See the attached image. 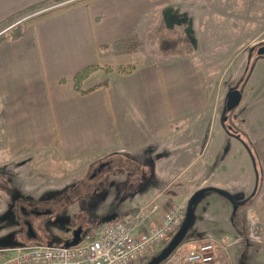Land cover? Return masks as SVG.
<instances>
[{
  "label": "crops",
  "instance_id": "1",
  "mask_svg": "<svg viewBox=\"0 0 264 264\" xmlns=\"http://www.w3.org/2000/svg\"><path fill=\"white\" fill-rule=\"evenodd\" d=\"M44 1L0 0V34L19 22L2 29L5 20ZM201 1L93 0L27 25L20 38L0 43V150L7 161L53 153L59 164L91 169L117 157L150 159L147 164L156 173L158 164L168 159L157 148L181 133L199 146L203 132L205 159L197 151L184 158L182 167L176 161L179 169L174 173L175 162L170 161L167 175L156 173V192L172 188L177 197L201 189L226 192L228 199L216 192L208 197L205 204L215 206L207 210L210 214L253 195L263 197L264 131L257 134V127L248 135L258 162H250L246 152L252 169L249 165L246 181L235 186L225 166L228 155L209 153V131L213 127L217 134L219 126L206 121L210 100L204 73L192 57L168 56L156 49V38L168 33L169 21L191 17L193 6ZM129 65L137 69L127 75L99 69L81 89L107 82L105 88L81 94L74 87L75 75L87 67ZM229 134L220 135L232 151L248 150L236 136L229 141L234 137ZM143 194L123 199L127 208L143 204ZM3 244L0 264L14 246Z\"/></svg>",
  "mask_w": 264,
  "mask_h": 264
},
{
  "label": "rangeland",
  "instance_id": "2",
  "mask_svg": "<svg viewBox=\"0 0 264 264\" xmlns=\"http://www.w3.org/2000/svg\"><path fill=\"white\" fill-rule=\"evenodd\" d=\"M169 23L168 33L156 38V49L168 56H190L204 73L210 100L206 121L212 122L211 126H219V134H214L213 127L209 131V153L211 157L228 155L227 162H230L225 166L229 178H234L235 186H242L251 164L247 162L246 152L250 162H258L248 135H254L257 127V134L264 131V56L257 54L264 46V0H202L193 6L191 17ZM233 90L242 93V101L232 112H227V95ZM230 126L232 130L229 131ZM220 134L234 135L226 139L232 142L237 137L248 150L232 151ZM204 135L202 132L199 146H194L196 141L181 133L172 143L157 148L168 159L158 164L156 173L167 175L170 161L175 162L171 169L174 173L178 167L176 161L182 167L187 161L184 158L190 159L197 151L204 160L208 149ZM20 161H7L0 150V244L12 243L14 246H9V250L35 244H67L73 240V230L78 228H82L83 239L87 233H93L112 220L114 215L117 219L134 214L138 206L128 209L125 198L144 193L146 200L142 203H145L154 196L160 184L155 180L158 176L154 168L147 164L150 159L140 162L117 157L95 176L93 170L109 162L91 169L81 165L70 167L59 164L53 153ZM165 190H161L158 200L162 210L184 200L186 207L192 197L188 193L177 197L172 188ZM214 194L206 193L194 206L192 228L171 255L189 252L206 240L217 239L220 264H264V196L239 197L244 200L234 207L230 203L225 211L210 214L207 210L215 206L205 202ZM117 203L121 207H116ZM19 204L52 211L46 217H27L39 231L37 239L25 236L17 209ZM162 249L161 246L152 248L134 264H144ZM169 260L162 264H169Z\"/></svg>",
  "mask_w": 264,
  "mask_h": 264
},
{
  "label": "built area",
  "instance_id": "3",
  "mask_svg": "<svg viewBox=\"0 0 264 264\" xmlns=\"http://www.w3.org/2000/svg\"><path fill=\"white\" fill-rule=\"evenodd\" d=\"M76 1L65 0L47 10ZM160 197L161 193L155 192L148 201L138 205L134 214L110 220L84 235L76 246L35 244L13 248L12 255L2 264H134L152 248L165 247L185 218V204L162 210ZM218 245L217 239L206 240L189 252L171 255L169 264H220Z\"/></svg>",
  "mask_w": 264,
  "mask_h": 264
},
{
  "label": "trees",
  "instance_id": "4",
  "mask_svg": "<svg viewBox=\"0 0 264 264\" xmlns=\"http://www.w3.org/2000/svg\"><path fill=\"white\" fill-rule=\"evenodd\" d=\"M62 1H65V0H47L41 4L34 5L33 7H30L28 9H26L25 11L18 13L14 16H11L7 20H5L1 24L2 29L8 28L9 26H12L16 22L27 17V20L23 21L22 23L17 24L16 26L12 27L11 29L7 30L6 32L0 34V43L7 41V40H15V39L20 38L22 36V33H23V28L27 25L34 24V23L41 21L45 18H48V17L53 16L55 14L67 11L73 7L89 3L93 0H78V1H76L70 5L46 11V9H49V8H51V6L53 7L54 5H56L57 3L62 2ZM42 10H44V11L31 16L32 14H34L38 11H42ZM99 69H102L108 73L113 72V71H117L120 74L127 75V74L133 73L137 69V67H135L133 65L121 66V67H118L116 69H114L112 67H99V66L87 67L75 75V77H74L75 89L77 91H79L81 94H87V93L95 90L96 88H100V87L105 88L108 85L107 82L101 83V84L97 85L96 87H93V88L86 90V91L81 89L83 82L90 76V74H92L93 72H95ZM209 192H216V191L210 190ZM224 198H226V197H224ZM226 199H228V198H226ZM75 230H77V229H74L73 231H75ZM53 245L54 246H63L65 244H61V245L53 244ZM149 260L144 262V264L147 263Z\"/></svg>",
  "mask_w": 264,
  "mask_h": 264
},
{
  "label": "water",
  "instance_id": "5",
  "mask_svg": "<svg viewBox=\"0 0 264 264\" xmlns=\"http://www.w3.org/2000/svg\"><path fill=\"white\" fill-rule=\"evenodd\" d=\"M258 56H264V46L260 47L257 51ZM242 101V93L238 90L230 91L227 95V102H226V110L227 112H232L236 109ZM227 120L225 117L224 121ZM229 130L232 128L229 127ZM211 189H201L196 192L187 204L185 218L183 223L177 233L173 236L171 241L167 244L163 250L156 256L152 257L146 264H162L165 260L169 258V256L178 248V246L183 242L186 235L190 231L193 219H194V206L199 202V200L210 191ZM217 194L230 198V196L220 190H215ZM236 209V207H235ZM82 237V228H78L73 233V240L69 243L65 244L66 247L76 246L80 243Z\"/></svg>",
  "mask_w": 264,
  "mask_h": 264
},
{
  "label": "flooded vegetation",
  "instance_id": "6",
  "mask_svg": "<svg viewBox=\"0 0 264 264\" xmlns=\"http://www.w3.org/2000/svg\"><path fill=\"white\" fill-rule=\"evenodd\" d=\"M109 164H110V162L109 163H106V165H99L98 167H96L93 170L94 176L97 175L98 173L102 172L103 171V168L105 166H109ZM107 168H109V167H107ZM235 205L236 204H233V207ZM17 209H18L19 216H20V218L22 220V222H21L22 223V226L25 228V233H24L25 236L28 239H37L38 238L39 231H37V229H35L33 227L31 221L28 220L27 217H29L31 215L39 216V217H46V216H50L51 213H52V211L51 210H38L35 207H33V208H26V207L22 206L21 204L17 205ZM45 224H43V227H46Z\"/></svg>",
  "mask_w": 264,
  "mask_h": 264
}]
</instances>
